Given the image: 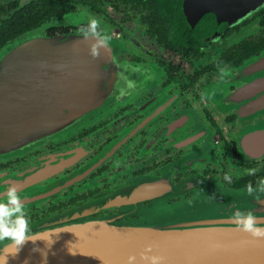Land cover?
Listing matches in <instances>:
<instances>
[{
  "label": "flooded vegetation",
  "instance_id": "flooded-vegetation-1",
  "mask_svg": "<svg viewBox=\"0 0 264 264\" xmlns=\"http://www.w3.org/2000/svg\"><path fill=\"white\" fill-rule=\"evenodd\" d=\"M232 1L0 0V52L78 35L114 64L94 115L0 157V252L48 222L148 224L215 187L264 188V7Z\"/></svg>",
  "mask_w": 264,
  "mask_h": 264
},
{
  "label": "water",
  "instance_id": "water-1",
  "mask_svg": "<svg viewBox=\"0 0 264 264\" xmlns=\"http://www.w3.org/2000/svg\"><path fill=\"white\" fill-rule=\"evenodd\" d=\"M213 1L220 15L233 3H198ZM245 2L239 18L264 7V0ZM113 68L109 48L95 37L34 38L1 51L0 157L94 115L108 94L100 78L109 79ZM180 206L165 216L151 210L148 224L133 226L96 219L58 227L48 222L42 231L7 244L0 264H264V188L215 187Z\"/></svg>",
  "mask_w": 264,
  "mask_h": 264
},
{
  "label": "rangeland",
  "instance_id": "rangeland-1",
  "mask_svg": "<svg viewBox=\"0 0 264 264\" xmlns=\"http://www.w3.org/2000/svg\"><path fill=\"white\" fill-rule=\"evenodd\" d=\"M160 216H165V215H160Z\"/></svg>",
  "mask_w": 264,
  "mask_h": 264
}]
</instances>
